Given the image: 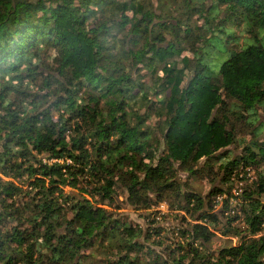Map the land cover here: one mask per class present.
<instances>
[{
	"label": "clouds",
	"instance_id": "9594fccd",
	"mask_svg": "<svg viewBox=\"0 0 264 264\" xmlns=\"http://www.w3.org/2000/svg\"><path fill=\"white\" fill-rule=\"evenodd\" d=\"M0 264H264V0H0Z\"/></svg>",
	"mask_w": 264,
	"mask_h": 264
}]
</instances>
